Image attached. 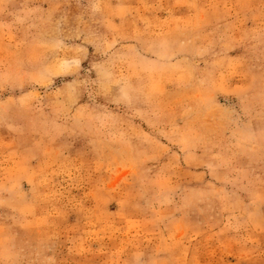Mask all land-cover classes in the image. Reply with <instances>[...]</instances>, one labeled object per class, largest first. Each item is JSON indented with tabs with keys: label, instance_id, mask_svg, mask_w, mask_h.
I'll list each match as a JSON object with an SVG mask.
<instances>
[{
	"label": "rangeland",
	"instance_id": "obj_1",
	"mask_svg": "<svg viewBox=\"0 0 264 264\" xmlns=\"http://www.w3.org/2000/svg\"><path fill=\"white\" fill-rule=\"evenodd\" d=\"M0 264H264V0H0Z\"/></svg>",
	"mask_w": 264,
	"mask_h": 264
}]
</instances>
